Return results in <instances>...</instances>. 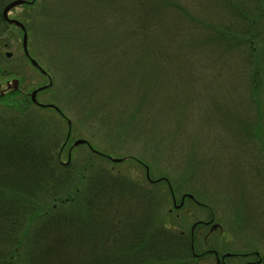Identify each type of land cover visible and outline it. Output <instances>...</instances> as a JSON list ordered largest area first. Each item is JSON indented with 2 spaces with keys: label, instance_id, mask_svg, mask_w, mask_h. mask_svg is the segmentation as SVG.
<instances>
[{
  "label": "trees",
  "instance_id": "obj_1",
  "mask_svg": "<svg viewBox=\"0 0 264 264\" xmlns=\"http://www.w3.org/2000/svg\"><path fill=\"white\" fill-rule=\"evenodd\" d=\"M73 1L67 18L75 20L69 31L75 33L87 23L92 27L86 31L96 28L90 37L87 33L74 42L78 46L73 49H82L77 58L83 68L78 73L86 78L81 83L94 84L113 52L112 40L104 44L101 39L104 31L98 22L103 13L116 18L122 40L135 46L139 84L122 97L136 135L183 139L198 118L199 127L208 124L212 132L203 140H251L255 153L264 158V0H86L90 2L86 10ZM102 52L109 56L98 58ZM145 58L155 67L149 89L143 87ZM74 63L73 58L71 67ZM163 68L178 72L181 82L174 75L163 79ZM173 89L181 94L176 102L184 99L179 110L164 104L173 100ZM17 96L0 98L10 111L8 119L0 116V264L208 260V254L196 252L190 231L178 233L160 221L166 194L174 197L175 192L167 177L152 179L147 166L135 161L147 169V176L142 182L127 178L99 162H110L107 156L89 149L80 161L61 159L68 140H60V131L55 134L42 117H34L26 108L31 104L28 98ZM157 123L163 128L160 133L155 132ZM51 136L54 140H45ZM239 149L233 148L238 153L233 160L236 172L238 166L247 168L243 165L249 153ZM183 167L182 173L194 175L206 166L192 156ZM258 181L264 186V178Z\"/></svg>",
  "mask_w": 264,
  "mask_h": 264
},
{
  "label": "rangeland",
  "instance_id": "obj_2",
  "mask_svg": "<svg viewBox=\"0 0 264 264\" xmlns=\"http://www.w3.org/2000/svg\"><path fill=\"white\" fill-rule=\"evenodd\" d=\"M73 3V0H37L34 5L17 9L18 12L15 13L16 16L24 18L29 28V53L52 78V86L38 94V101L43 104H54L71 122L70 137L67 147L60 155L61 159L68 161L73 159L77 162L86 158L90 154L86 145L74 147L68 154V148L73 142L83 139L99 154L124 159L118 163L111 160L108 162L105 159L99 162L127 178L144 181L146 172L140 163L145 164L152 179L163 175L175 188V202L171 195L166 194L167 200L163 204L160 216L162 224L187 235L194 223L212 217L213 223L219 225L220 229L213 231L205 243L202 240L208 229L203 227L196 229L197 253H202L208 248H219L221 252L240 254L257 251L262 256L264 264V186L259 187L258 184L263 183L258 179L264 178V158L261 153H255L254 150L257 148L255 143H251V140H203L210 138L207 134L212 132L208 124L200 128L198 118L190 124L188 135L184 132L183 139L168 140L166 139L170 137L168 136L156 140L136 135L135 130H132V127L134 128L132 119L129 120V105L125 104L122 97L124 92L135 89L139 84L137 77L139 60L136 57L135 46H129L122 40V26L118 24L116 18L110 17L105 12L106 17L103 13L98 22L101 23L103 26L101 30L104 31V38L101 39L105 40L104 44L112 40L109 43L113 47V52L94 84L81 83L86 78L78 73V70L83 68L82 61L77 58L82 49H73V46H78L74 42L87 33L90 37V32L96 31V28L93 26L94 30L86 31L87 27H92L86 22L87 25L82 26L75 33L72 32L73 30L69 31L75 20L74 16L67 18L71 11L70 5ZM78 3L84 10L90 5L86 0H78ZM81 29L85 30L79 32ZM20 41L21 34L18 30L0 25V71L2 73L10 71L13 76L21 78L20 89L28 93L36 86L47 85L48 81L23 60ZM86 42V39L83 40V44ZM4 43H8V46L4 47ZM95 51L98 53L99 48L95 47ZM6 52L12 54L11 59L5 57ZM108 56L104 52L98 54V58ZM73 58L75 63L71 67ZM144 63H147V70L143 87L149 89L153 78L150 71L155 70V67L152 66L151 59L145 58L142 65ZM95 67L96 61L92 64V68ZM170 70L171 74L167 73L166 68L161 70L163 79L174 75V78L181 82L178 72L174 69ZM124 78L127 83L126 90L123 89ZM4 79L0 74V80ZM173 90V100L170 102L168 101L171 99L164 100V104L179 110L184 106V99L176 102V98H180L181 94L177 89ZM30 110L34 117L39 115L44 119L49 130L55 134L60 131L59 138L64 140L68 131L66 119L61 118L52 109L31 106ZM178 115L182 118L180 112ZM0 116L4 119L10 116L9 108L2 104ZM218 127L220 130L221 125L219 124ZM155 129H158L156 133L163 131L158 123ZM45 140L54 139L51 136ZM240 146L242 152L249 151L245 154L248 155V160L243 165L247 168L238 166L236 172L233 160L235 156L238 158V153L233 151V148L240 152ZM222 150L227 151V155L221 156ZM191 155L204 167L206 166L203 171L199 168V172L194 175L182 173L184 161L189 160ZM216 165L220 170L214 171ZM255 166H260L261 169H256ZM163 189L165 192L168 190L166 186ZM192 189L193 199L199 205L203 204L206 209L200 208L187 198L181 207L174 208L175 205L180 204L181 197ZM201 264L215 263L213 257L209 256L208 260ZM230 264H241V262L231 261Z\"/></svg>",
  "mask_w": 264,
  "mask_h": 264
},
{
  "label": "flooded vegetation",
  "instance_id": "obj_3",
  "mask_svg": "<svg viewBox=\"0 0 264 264\" xmlns=\"http://www.w3.org/2000/svg\"><path fill=\"white\" fill-rule=\"evenodd\" d=\"M14 0H0V25H4V26H10V27H14L16 30L19 31V33L21 34V41H20V44H21V50H22V57H23V60H25V62L29 63L33 69H35L38 73H40L43 77H45L49 83V80H51V76L45 72L43 73L42 71H40V69L36 66H33L31 63H30V58L31 59H34L31 54L29 53V50H28V30H27V24H26V21L24 20L23 17H20V16H16L15 13L18 12L16 11L17 9H20L21 8L23 9L24 7H30L32 5L35 4L36 0H23L24 4H22L21 6H18V7H14V8H11L9 10V12L7 13V18L9 20H16L18 21L19 23H21L23 25V27L25 28V31L27 32V44H26V47H27V52H28V55L25 53L24 49H23V42H22V37H23V32L22 30L20 29L19 26L15 25V24H12V23H9L6 19H4L3 17V10L4 8ZM33 1L31 4L30 2ZM4 47H7L8 46V43H4L3 44ZM9 54V55H8ZM5 57L7 59H11L12 58V54L9 53V52H6L5 53ZM35 60V59H34ZM36 61V60H35ZM37 62V61H36ZM38 64V62H37ZM38 66L40 68H42L39 64ZM0 74L5 78L4 80H0V98H3L7 95H11V94H16L18 96H21V97H26L29 99V102H30V93L35 90V89H38L40 87H43L45 85H39V86H36L35 88H33L30 92L26 93L24 91H22L20 89V84H21V78H19L18 76H13L11 74V72L9 71L8 73L7 72H4L2 73V71H0ZM11 77H7V76H10ZM13 80H17V89H14L13 88V83L12 81ZM52 86V84H51ZM50 86V87H51ZM49 88V87H48ZM47 88V89H48ZM46 90V89H45ZM42 92V91H39L37 94H36V100H37V103L38 104H42V105H48V104H43L41 102L38 101L37 99V96L38 94ZM31 103V102H30ZM38 104H33L31 103L30 106L27 105L26 108L27 109H30L31 106L33 107H36V108H42L40 105ZM1 105V104H0ZM59 116H61L60 113L56 112ZM64 118V117H63ZM189 199L191 200L192 202H194L195 204H198L193 198H188V197H184V199L181 198L180 200V204L183 205L184 203V200L185 199ZM180 205V207H181ZM199 205V204H198ZM175 207H178L177 205H175ZM198 227H203V228H207L208 231L206 232L205 236L203 237V240L202 242H206L208 236L213 232V231H218L220 228H219V225L213 223V218L210 217V219L206 220V221H198L196 223H194L191 228H190V235L193 237L195 236V231ZM199 234V233H198ZM197 234V235H198ZM202 253H205V254H208L209 256H212L213 259H214V263L215 264H230L231 261L232 262H241V264H263V258L262 256L259 254V252L257 251H250V252H246V253H232V252H221V250L219 248H208L206 249L205 251H203ZM200 253V254H202ZM200 254H195V256H200Z\"/></svg>",
  "mask_w": 264,
  "mask_h": 264
},
{
  "label": "water",
  "instance_id": "obj_4",
  "mask_svg": "<svg viewBox=\"0 0 264 264\" xmlns=\"http://www.w3.org/2000/svg\"><path fill=\"white\" fill-rule=\"evenodd\" d=\"M24 3H26V2H24L23 0H14V1L10 2V3L4 8V10H3V17H4V19H6L9 23H12V24H15V25L19 26L20 29L22 30V32H23V37H22L23 49H24L25 53L28 55L27 47H26V44H27V33H26V31H25V28H24L23 25H22L21 23H19L18 21H16V20H9V19L7 18V13L9 12V10H10L11 8L21 6V5L24 4ZM8 55H9V54H8ZM30 63H31L33 66L38 67V68L40 69V71H42L43 73H45V72H44V71L38 66L37 62H36L34 59H31V58H30ZM12 83H13V88H14V89H17V88H16V87H17V80H13ZM51 84H52V83H51V81L49 80V83H48L47 86H43V87H40V88H38V89L33 90V91L30 93V95H29V96H30V100H31V102H32L33 104H38V103H37V100H36V94H37L39 91H42V90L46 89L47 87L51 86ZM38 105H40L41 107H47V108L54 109V110H56V111H58V112L60 111L59 108H57L56 106H54V105H52V104H49V105H46V106L41 105V104H38ZM67 125H68V127H69V129H70V126H71V122H70V120H67ZM69 134H70V132L68 131V133H67V139H68V137H69ZM80 145H87V146H89V144H88V142H87L86 140L78 139V140H75V141L73 142L71 148H74V147H77V146H80ZM89 147H90V146H89ZM110 160H111L112 162H114V163H118V162H121V161H122V159H116V158H112V159L110 158ZM185 196H187V197H189V198L192 197L191 195H184L182 198H184Z\"/></svg>",
  "mask_w": 264,
  "mask_h": 264
}]
</instances>
